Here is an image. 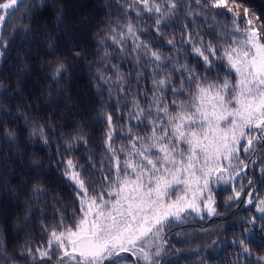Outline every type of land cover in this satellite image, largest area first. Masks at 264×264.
<instances>
[{"label": "snow or ice", "instance_id": "snow-or-ice-1", "mask_svg": "<svg viewBox=\"0 0 264 264\" xmlns=\"http://www.w3.org/2000/svg\"><path fill=\"white\" fill-rule=\"evenodd\" d=\"M115 3L126 19L118 18L92 46L100 50L99 61L88 62L92 88L76 98L88 96L84 114L98 113L89 131L104 125L102 148L90 147L95 142L85 127L72 125L67 117L61 121L63 129L54 127V119L39 123L32 119L49 108H59L61 101L72 103L70 93L58 95L57 103L44 109L29 112L30 105H24L16 119L9 120L11 107L24 102L20 84L31 74L16 77L19 95L11 100L8 91H0V108L8 105L6 113L0 111V143L19 148L20 137L27 131L28 143L41 144V152L50 150L43 157L47 167L33 160L25 168L27 152L20 156V177L25 183H17L15 190L28 202L21 204V197L14 196L10 211L26 213L18 227L35 222L37 207L41 212L38 239L30 237L20 247L22 264H179L190 259L181 256L178 246L187 233H174V240L168 235L170 229L193 218L220 217L221 208L231 211L241 205L248 211L233 213L241 217L239 224L215 234L223 235V240L209 236L205 253L198 246L191 259L199 258V264H264V237L257 243V227L264 233V16L251 11L243 0ZM23 4L24 0H0V62L10 49L24 48L4 35L8 18ZM218 9L226 12L214 11ZM181 14L183 23L178 26ZM209 15L214 21L223 19L213 27ZM63 17V12L57 13L56 32L68 23ZM31 22L29 16L21 25L23 32L15 35L21 41L34 37V45L46 36L28 30ZM89 27L85 25V30ZM203 27L213 30L201 31ZM76 38L73 34L65 41L61 35L48 44L46 56L66 49L60 57L51 56L50 66L41 69L53 88L74 75L65 59L75 65L87 59H81L79 46L68 47L75 45ZM120 57L134 63L125 69L113 62ZM28 58L25 53L24 62L13 63L27 69ZM4 88L0 83V90ZM96 101L103 103L92 107ZM76 115L80 113L69 111V116ZM21 119L23 130L18 128ZM53 137H57L54 151ZM82 152L87 153L86 159L81 158ZM32 155H37L35 149ZM11 175L15 177L16 172ZM49 184L71 193L67 198L71 215L55 196L51 197L55 211L50 218L44 215L51 211L45 207ZM222 192L227 193L223 205L217 201ZM7 206L0 202V207ZM4 237L0 230V264H21L15 254L5 259L9 252Z\"/></svg>", "mask_w": 264, "mask_h": 264}, {"label": "trees", "instance_id": "trees-1", "mask_svg": "<svg viewBox=\"0 0 264 264\" xmlns=\"http://www.w3.org/2000/svg\"><path fill=\"white\" fill-rule=\"evenodd\" d=\"M243 3L247 6H250V10L264 16V0H243ZM115 5L114 7H111ZM120 5H116L115 0H43V6H41V0H24L23 6L16 13L15 16H11L7 21V29L4 32V35L9 42L15 41V44L23 43L24 48L17 51L14 49L9 50L7 57L0 62V83L5 85V88L0 91H8L10 93L9 99L19 95V92L16 90V77L24 75L25 72L30 73V78L25 80L20 84L19 91L24 92V102L23 104H16L11 107V115L9 120L16 119V113L24 110V105H30L28 111L31 112L33 109H44L48 104H56V97L60 94L68 95L71 94L72 103L60 102L59 108H49L47 111H44L42 116H34L32 119H35L37 123L41 120L54 119L56 121L54 127L63 129L65 125L61 121L67 117L72 125L82 124L85 127L88 138L94 141V145L90 147H95L99 145L102 148V136L104 125H99L95 127L94 131H89L93 128L95 124V117L98 115L97 112H89L84 114L82 109L88 104V96H83L79 101L76 100L77 96L82 92H87L89 88H92V85L89 83V73H88V62L92 61L94 58L99 61L100 50L92 47L95 45L99 39L100 35H103V31H106L110 25H114L119 20L126 19L123 13H118L117 9ZM31 9V12H29ZM214 11L226 12V9H218ZM63 12L64 19L68 20V23L65 24L59 32H56L57 29V13ZM132 15H135L132 13ZM230 17L231 13H227ZM31 16L32 22L28 23V30L35 33L36 36H46L45 39H37L36 43L32 45V39L30 37L28 41H21L19 36L15 35V32H23L21 25L27 22L28 17ZM183 16L181 14L180 18L177 20L178 26H182ZM210 23L215 26L217 21L222 20V17H217L214 21L212 20L211 15L208 16ZM85 25L90 26L89 30H85ZM212 27H203L201 31H212ZM51 33V35H49ZM73 34H77L75 40V45L69 44L68 47L79 46L81 51V59L87 57L86 60L79 65L72 63L71 59H65V63L69 66L70 70H74V75L69 74L65 78V82L62 85L53 88L51 85L47 84L45 81L50 77L42 72L44 66H50L49 61L51 56L60 57L65 48H61L59 53H53L51 56H46L45 52L48 49L49 43H56L57 36H63L65 41H68L72 38ZM205 39H208L206 36ZM31 46V51L29 52V46ZM25 53H28L27 69H21L18 64L13 63V61H25ZM71 55V53H69ZM167 55V53H166ZM117 64H123L125 69H128L130 65L134 63L132 59L128 57L116 58L113 61ZM147 70V69H146ZM95 68L93 67V73ZM127 75V73H125ZM222 75V74H221ZM133 86L135 85V76H132ZM9 84L11 86L9 87ZM148 88H151V80L148 82ZM141 88L144 87V84L141 83ZM51 94V98H49ZM103 101H96L92 107H96ZM8 105H4L0 108V111L7 112ZM69 111H75L80 113V115L69 116ZM5 127L9 125L5 123ZM14 127L16 125H13ZM18 128L23 130L24 124L21 119L18 124ZM28 132L24 131L23 136L20 137L19 148L12 147L9 149L4 144L0 143V149H2V154H0V202H3L9 206L0 207V230H3L5 233L4 244L8 248L9 256L5 259H10V257L15 254L18 261L21 262L24 260L23 257L19 256L21 245L28 238L38 239L37 230L40 227L41 216L40 208L35 209V215L37 219L34 223L29 224L28 227H18L17 225H22L25 221L24 212H12L10 211V206L15 205V201L12 199L14 196H20V203H27V199L24 194L15 190V185L17 183H25L22 177H20V156L24 155L27 152V159L24 162L23 167H27L32 163L33 160H38L45 164L47 167V161L43 159L44 156L49 155L50 150L43 148L41 152L42 145L36 144L32 145L27 141ZM57 137L52 138V144L54 151V146L56 144ZM35 149L37 155H32V150ZM19 153V155H18ZM15 157L13 162L10 158ZM99 157V153H97ZM81 158L86 159L87 153L82 152ZM5 160H8L7 165L5 166ZM55 172L56 170L53 169ZM12 172H16V176L11 175ZM259 172L257 171V176ZM27 186L31 187V182H26ZM50 198L46 202L45 207L51 209L47 211L44 215L51 217L52 211L55 209L52 208V205L56 203L55 200L51 199L52 196H55L64 201L63 206L68 209L69 215H71V207L67 204V198L71 193L69 191H61L55 184L47 185ZM227 193H221L217 197L219 204L223 205ZM248 210L240 206L239 209L233 208L231 211H224L221 208L222 215L220 217L213 218L211 220L200 221L199 218H193L191 222L181 225L180 227H173L169 230L168 235L173 236L176 232L186 231L187 235L182 237V240L178 242V246H181V256L190 257L188 260L181 259L179 264H199V258L191 259L195 256L194 249L198 246L202 254L205 253L207 245L211 243V239H208L209 236L212 238L223 240L225 237L223 235L216 236V233L222 231H228L230 226L239 224L241 217L239 215L234 216L233 213L247 212ZM5 218H7V224L4 223ZM207 229V232L201 231V228ZM204 237L205 239H200ZM260 237H264V233L259 232V226L257 227V243L260 242ZM231 240L232 236L229 232L227 237ZM173 239L176 238L173 236ZM183 240L188 241L187 243H182ZM209 254L211 253L209 250ZM174 259V257H173ZM212 264H217V262H212Z\"/></svg>", "mask_w": 264, "mask_h": 264}]
</instances>
